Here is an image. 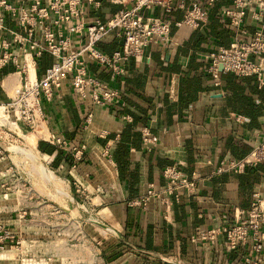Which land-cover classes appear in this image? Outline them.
<instances>
[{"label": "crops", "instance_id": "0c3cea01", "mask_svg": "<svg viewBox=\"0 0 264 264\" xmlns=\"http://www.w3.org/2000/svg\"><path fill=\"white\" fill-rule=\"evenodd\" d=\"M207 1L199 0V3L205 6ZM232 1L219 0L210 9L207 23L198 31L178 30L172 26L171 35L175 43L168 47L149 48L146 52L149 60L138 68L129 62L123 78L126 86L111 80L108 70L94 63L89 65L95 78L125 93L129 102L126 110L116 103L99 107L82 101L71 89L69 81L62 84L52 102L42 101L41 135L35 136V140L40 139L38 142L45 147H53L48 143L52 137L64 140L71 148L84 144L88 151L86 160L94 158L95 150L109 154L111 158L125 128L123 117L129 116L126 111L134 116L143 115L145 128L157 137V143L150 152L144 150L142 140L138 149L129 150L131 168L127 169L122 180L112 158L98 165L99 177L111 182L101 183L106 201H113L102 210L107 211L105 214H109L107 217H112L113 221V225H109L113 228L112 234L102 248L105 264H244L245 249L229 251L224 246L223 236L209 246L190 241L202 230L229 223L235 209H249L253 192L262 190L264 179V173L257 172L263 175L259 177V174L258 181L251 182L248 169L243 171V175L215 173L221 161L242 160L264 143V95L260 101L253 94L254 106L249 118L232 108L229 103L232 92L225 82L228 78L250 80V92L243 81L238 83L243 86V95L251 97L252 88L255 90L257 86L255 78L222 72L218 76L219 86H215L216 81L209 72L207 57L220 48L227 49L234 39V30L222 18V10L231 7ZM100 2L99 10L89 8L87 20L97 18L105 23L122 9L110 4L109 0ZM144 15L174 24L182 13L174 11L166 15L155 7ZM7 26L15 27L9 19ZM244 28L249 36L260 30L264 33V14L256 21L248 13ZM120 46L121 41L114 36L101 44V48L108 49L110 53ZM54 63L51 57H42V69ZM13 71L12 66V73L4 83L7 90L14 86L9 87L16 79ZM30 76L36 77L34 67L30 69ZM173 77L175 86L172 91ZM261 91L264 94V88ZM121 102L125 103L123 96ZM255 109L260 113L256 114ZM88 115L91 116V125L83 131ZM38 142L35 141L36 146ZM42 155L50 162L55 157V154ZM65 156L64 153L61 156L59 170L69 167L63 161ZM199 163L205 165L198 169L194 194L181 192L179 201L174 202L167 212H164L161 201L154 197L145 211L132 208L126 202L128 193H136L137 199L147 192L149 185L153 186L155 193L163 192L166 185L162 178L164 168L176 166L183 175L190 176ZM90 169L82 163L79 174L85 172L87 177ZM133 173L136 174V183L132 188L128 177Z\"/></svg>", "mask_w": 264, "mask_h": 264}, {"label": "built area", "instance_id": "2783aa9c", "mask_svg": "<svg viewBox=\"0 0 264 264\" xmlns=\"http://www.w3.org/2000/svg\"><path fill=\"white\" fill-rule=\"evenodd\" d=\"M218 1L208 0L202 6L199 0H109L110 4L122 9L103 23L97 18L87 20L89 8L100 9V0H0V73L12 65V75L18 79L14 97L1 107L13 114L14 123L25 132H33L37 123L43 120L42 101L52 102L62 84L69 81L71 89L82 101L99 107L116 103L123 108L122 92L95 78L89 65L94 63L108 70L111 80L122 85L129 62L138 68L149 60L146 56L149 48L174 44L172 26L178 30H200L208 21L210 9ZM155 7L166 15L179 11L181 18L171 24L144 15ZM248 13L253 20H260L264 14V0H233L231 7L222 10V18L234 30V39L227 49L220 48L207 57L215 86H219L218 66L221 64L223 73L253 77L258 88H264V33L260 30L248 35L244 28ZM8 19L14 23L13 29L8 28ZM110 36L119 39L121 46L105 54L99 45ZM45 55L55 63L42 69L41 60ZM32 67L35 78L30 76ZM174 86L173 77L172 91ZM90 119L88 115L86 123L89 124ZM123 121L130 123L131 117L125 116ZM141 137L144 150L150 152L157 137L148 128L141 130ZM48 143L65 155L70 154L76 161L84 151L81 147L74 156L71 147L60 138H49ZM263 161L264 143H261L242 160L221 161L215 173L241 174L246 168H254ZM204 165L199 163L190 176L183 175L176 166L164 168L162 178L166 185L163 192L155 193L153 186L149 185L144 195L129 202L130 207L145 211L154 197L161 201L164 212H167L174 202L179 201L181 192L194 194L198 169ZM261 185L262 190L253 192L249 209H235L229 223L200 231L191 237V243L209 246L223 236L224 246L229 251L245 249L244 264H264V179ZM0 252L6 253L3 247Z\"/></svg>", "mask_w": 264, "mask_h": 264}, {"label": "rangeland", "instance_id": "374dc122", "mask_svg": "<svg viewBox=\"0 0 264 264\" xmlns=\"http://www.w3.org/2000/svg\"><path fill=\"white\" fill-rule=\"evenodd\" d=\"M7 78L0 76V107L14 97L18 82L14 78L7 90ZM13 123V114L0 109V247L6 251L0 252V264H105L102 248L113 221L102 210L113 201H106L101 183L111 182L99 177L98 165L111 158L95 150L94 158L86 160L87 147L81 144L75 151L71 148L75 156L84 147L79 161L69 154V167L54 172L37 146L33 151L35 140L28 135L32 131L23 129V135ZM82 163L91 167L87 177L79 174Z\"/></svg>", "mask_w": 264, "mask_h": 264}, {"label": "trees", "instance_id": "16d2710c", "mask_svg": "<svg viewBox=\"0 0 264 264\" xmlns=\"http://www.w3.org/2000/svg\"><path fill=\"white\" fill-rule=\"evenodd\" d=\"M112 44H113V42L110 43L108 46H110ZM227 47H229V46H227ZM99 49H101L103 53L110 54L108 49L101 48V45H99ZM207 63H210L209 60L207 61ZM10 72H12V69L5 67L1 71L0 75L1 74L8 75ZM242 81L243 80L237 81V80L230 79V78H228L227 81H225L226 83H228V88L232 92V95L229 99V103L232 106V108L234 110H236L238 113H240L242 115H246L247 117L250 118V110H252V108L254 106L253 94H256L258 100H260V101L263 100L262 96L264 94H263V91H261L262 89L258 90L257 86H255V90H254V88H252L253 91H252L251 97H250V95H248V96L243 95V86H241V84L238 83V82H242ZM242 83H245L246 87L249 89V92H250V80L249 81L244 80ZM122 85L126 86V80L125 79H123ZM124 95H125V93L123 94V99L125 102L123 108H124V110H126L127 103L129 104V102H128V100H126V97ZM255 113L258 114L260 112H258L255 109ZM126 114H128L131 117V122L125 124V128L123 129V131L119 135V141L115 144V148H114L112 155H111V158L117 167V170H118V173H119L121 180L125 178L127 169L131 168V163L129 161V150L131 148H133V149L139 148V146H140L139 143L142 140L141 130L146 127L143 123L144 122V116L143 115L134 116L133 113H130L127 111H126ZM139 122H140V124L138 125ZM37 149L42 154H46L48 156L55 154L54 160L50 163V168L52 171L58 172L59 171V165L62 161L61 156H63V152H60V151L56 152V150L50 146L45 147L44 144H42V142L37 143ZM188 155H189V153H188ZM68 156L69 155L65 156V160L63 157V161L69 162L70 160L68 159ZM263 164H264V161L259 163L258 165H256L254 168H246V169L250 170L251 182L258 181V175L260 173H257V172L264 173V165ZM192 170H193V168H192ZM243 174H244V172L242 173V175ZM261 175H263V174H260L259 177H261ZM128 181L131 184L130 187L133 188V184L136 183V174L135 173L130 174L128 177ZM135 198H136V193L131 192V193H128V199L126 201L130 202V201L134 200Z\"/></svg>", "mask_w": 264, "mask_h": 264}, {"label": "bare ground", "instance_id": "6f19581e", "mask_svg": "<svg viewBox=\"0 0 264 264\" xmlns=\"http://www.w3.org/2000/svg\"><path fill=\"white\" fill-rule=\"evenodd\" d=\"M31 69V68H30ZM0 109H3L2 107H0ZM41 122L42 121H40V122H38L37 123V125H36V127L34 128V131L32 132V133H30V134H28L29 136H31L34 140H35V136L37 137V136H40L41 135V128H40V124H41ZM13 125H14V127L15 128H17L18 129V132H20L21 134H23L24 135V132H23V129L18 125V124H16V123H13ZM38 130V131H37ZM33 134V135H32ZM42 137V136H41ZM43 138V137H42ZM27 141V140H26ZM30 141H32V144H33V140L32 139H30ZM29 141V142H30ZM36 141V140H35ZM31 143V142H30ZM35 143V142H34ZM31 145V144H30ZM34 150H36V145L34 146V148H33V151ZM32 152V151H31ZM35 154L36 155H33V156H31V159H36V156H37V153H36V151H35ZM38 158V157H37ZM39 165V164H38ZM41 168H40V174L45 178V181H46V178L47 177H45V172H44V169H43V166H40ZM49 174V173H48ZM46 176H49V175H46ZM53 176V175H52ZM43 178V179H44ZM51 178V177H50ZM52 179H54L53 177H52ZM54 180H56V179H54ZM53 180V181H54ZM58 182V181H57ZM64 195V194H63ZM65 195H67V194H65ZM68 197V196H67Z\"/></svg>", "mask_w": 264, "mask_h": 264}, {"label": "water", "instance_id": "95a60500", "mask_svg": "<svg viewBox=\"0 0 264 264\" xmlns=\"http://www.w3.org/2000/svg\"><path fill=\"white\" fill-rule=\"evenodd\" d=\"M218 71H219V73H222L223 72V69H222V65L221 64L218 66Z\"/></svg>", "mask_w": 264, "mask_h": 264}]
</instances>
